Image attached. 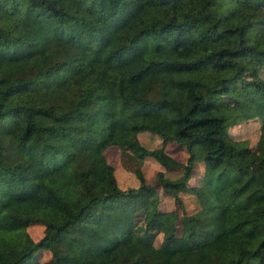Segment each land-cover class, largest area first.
<instances>
[{"label":"trees","instance_id":"trees-1","mask_svg":"<svg viewBox=\"0 0 264 264\" xmlns=\"http://www.w3.org/2000/svg\"><path fill=\"white\" fill-rule=\"evenodd\" d=\"M249 60L264 64V0H0V264L39 249L38 264H264V77L245 78ZM238 80L243 106L228 102ZM249 119L254 144L229 130ZM112 144L137 186L118 184ZM197 160L211 174L188 184ZM158 186L175 206L148 218L156 245L117 200Z\"/></svg>","mask_w":264,"mask_h":264},{"label":"rangeland","instance_id":"rangeland-1","mask_svg":"<svg viewBox=\"0 0 264 264\" xmlns=\"http://www.w3.org/2000/svg\"><path fill=\"white\" fill-rule=\"evenodd\" d=\"M257 75L264 77V64L261 65L255 60H249L245 69V78H254ZM253 95V89L246 81L238 80L236 82L235 92L233 96L228 98V102L235 106H243L250 101ZM258 121L256 119H249L229 127L230 132L237 138H247L250 144H254L259 132ZM127 132V123L122 121L116 129L117 138H122ZM140 142L146 147H154L160 144V137L147 130L138 132ZM167 150L176 158L185 160L187 152L184 146H178L175 143H167ZM178 146V147H177ZM105 155L114 166V172L118 184L125 188L127 186H137L139 179L135 173L129 169L120 157L119 147L116 144L109 145L105 149ZM159 163L152 157H146L142 162V169L145 180L152 183L155 179L156 171L159 169ZM211 171L202 160H197L193 169L187 179L188 184H202L210 176ZM159 197L149 195L141 192L135 197H119L117 204L128 206L134 215V228L139 233H144L154 244H158L162 237V232L149 225L148 218L153 208L159 206L164 209L173 208L175 205L172 196L163 195L161 188L158 186ZM184 202L185 208L192 212L199 207L198 199L195 194L187 193L185 191L179 192ZM29 233L33 238H38L43 233V225L40 223H33L27 227ZM188 241V240H187ZM193 245V241H189ZM50 252L47 249H39L37 252L25 259L20 264H38L42 260L48 258Z\"/></svg>","mask_w":264,"mask_h":264}]
</instances>
